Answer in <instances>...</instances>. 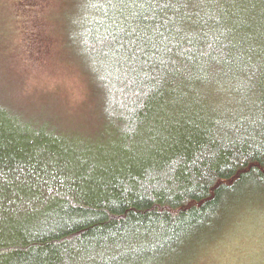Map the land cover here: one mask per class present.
I'll return each mask as SVG.
<instances>
[{
    "label": "trees",
    "instance_id": "trees-1",
    "mask_svg": "<svg viewBox=\"0 0 264 264\" xmlns=\"http://www.w3.org/2000/svg\"><path fill=\"white\" fill-rule=\"evenodd\" d=\"M51 47L75 104L26 87ZM262 218L264 0H0V264H197Z\"/></svg>",
    "mask_w": 264,
    "mask_h": 264
},
{
    "label": "rangeland",
    "instance_id": "rangeland-1",
    "mask_svg": "<svg viewBox=\"0 0 264 264\" xmlns=\"http://www.w3.org/2000/svg\"><path fill=\"white\" fill-rule=\"evenodd\" d=\"M54 41L51 42L53 45ZM44 65L40 74H34L25 80L26 87L44 86L48 89L66 87L65 93L71 103L82 99L83 84L75 73H67L51 49L44 57ZM260 220L250 219L252 226L242 227L238 221L232 228L225 229L206 250L197 264H264V230L260 228Z\"/></svg>",
    "mask_w": 264,
    "mask_h": 264
}]
</instances>
